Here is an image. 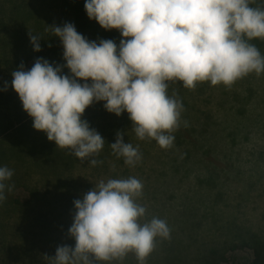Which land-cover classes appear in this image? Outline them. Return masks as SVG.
I'll use <instances>...</instances> for the list:
<instances>
[{"label":"rangeland","instance_id":"obj_1","mask_svg":"<svg viewBox=\"0 0 264 264\" xmlns=\"http://www.w3.org/2000/svg\"><path fill=\"white\" fill-rule=\"evenodd\" d=\"M252 6L264 7V0H256ZM65 23H72L89 41L113 40L119 45L122 39L118 30H105L88 17L85 0H0V167L14 173L5 181L6 198L0 202V264H54L50 259L55 258L58 247L76 246L69 232L76 214L74 201L82 200L99 181L123 179L129 172L127 164L116 165L121 157L110 146L118 132L131 143L133 123L128 113L118 117L106 111L103 102L86 109L83 117L95 120L88 123L105 143L99 154L82 161L71 149L57 147L46 133L33 127V119L12 87V73L21 66L30 70L40 58L54 67L62 66L63 74L71 76L64 67L63 44L51 28ZM30 33L41 39L40 52L34 50ZM251 43L264 55V40ZM168 92L183 104L179 127L171 134L177 136L181 129H188L189 134L196 128L200 133L207 131V146L203 144L200 149L207 162L192 168L186 177L181 175L178 188L169 190L163 199L168 206L181 209V198L192 195L199 209L193 213L190 208L195 214L190 226H197L193 234L174 236L170 232L168 238L157 237L155 244L161 243L165 251L169 247L196 250L189 255V260L195 259L193 264H198L202 253L204 257L210 249L219 251L221 247L230 259L225 264H249L252 251L245 241L264 242V73H250L231 87L202 82L187 89L182 82H169ZM91 159L97 161L95 166L90 165ZM108 163L110 167L105 170ZM138 167L147 177L154 166L151 160H143ZM208 167L214 170V182L206 178ZM154 198L153 193L142 194L137 203L147 212ZM49 208L52 213L55 209L66 212L47 228L44 223L55 219ZM164 259L146 257L143 264H165ZM90 260L91 264H141L134 252L107 261Z\"/></svg>","mask_w":264,"mask_h":264},{"label":"clouds","instance_id":"obj_2","mask_svg":"<svg viewBox=\"0 0 264 264\" xmlns=\"http://www.w3.org/2000/svg\"><path fill=\"white\" fill-rule=\"evenodd\" d=\"M256 0H85L88 17L108 31L113 40L89 41L72 23L52 26L62 42L71 76L62 66L40 58L33 67L12 73V87L33 127L47 134L57 147L71 149L80 160L99 154L105 139L82 119L93 103L103 102L109 113H128L140 140L154 139L170 148L171 133L179 127L183 104L168 92L169 82L194 89L210 82L231 87L237 80L264 73V55L251 43L264 40V7ZM36 52L41 40L30 33ZM83 81V83H81ZM89 81L91 83H89ZM117 157L131 167L142 159L139 147L118 132L110 144ZM95 166V159L89 160ZM13 171L0 167V202L5 181ZM11 191V186H8ZM143 185L135 177L101 180L82 200L69 229L74 249L61 246L54 264H91L90 257L107 261L134 252L143 264L157 237L168 238L165 221L140 223L146 208L137 203Z\"/></svg>","mask_w":264,"mask_h":264},{"label":"trees","instance_id":"obj_3","mask_svg":"<svg viewBox=\"0 0 264 264\" xmlns=\"http://www.w3.org/2000/svg\"><path fill=\"white\" fill-rule=\"evenodd\" d=\"M57 41H60L57 37ZM83 83V81H81ZM30 117V116H29ZM28 117V118H29ZM84 120H86L85 117H83ZM87 122L94 123V119L86 120ZM14 127H10L8 131L13 129ZM186 133V134H185ZM207 131L204 130V133H200L197 128L193 132V134H189L188 129L180 130L177 133V136L175 135V140L173 145L170 148L164 149L159 148L157 151H152L154 146H158V142L154 139L146 138L144 140H140L134 131H132L131 134V144L136 147H139V151L141 154L143 160H151L152 165V173L147 174L148 176H144L142 174V170L139 169L138 165L139 163L134 167H129V172L124 175L123 179H127L129 177H135L137 178L143 185V191L142 194L149 195L151 193L154 194L155 200L154 204H151V210H148L145 214V217L141 218L140 223H147L148 220H151L152 218H159L166 222L168 228L170 229V232L173 233L174 236H181L182 233L185 235L187 232L189 234H193V229L195 227L190 226V222L193 224L194 222L191 221V219L195 218V214L193 215L190 211V208L194 209L193 213H196L199 211L198 207L195 205L196 200H193L192 195L189 193L187 197L181 198V202L183 204V208L176 209L174 207H170L167 204H165V201L163 202V199L167 197V194L169 190L172 188L177 189L178 186H176V182H180L182 180V176L186 177L187 173L192 168H195L196 166H199L200 164H203L204 162H207V159L203 158L200 149L203 147V144L207 146L206 141L207 138ZM152 152V155H151ZM155 152V153H153ZM178 152V153H177ZM40 155V153H39ZM117 166H126V163L124 162V158L121 157L120 160H118ZM211 165L216 167V164L214 162H211ZM109 163L107 164V167L105 170L109 169ZM98 170V169H97ZM227 168H223V171L226 172ZM207 171V179L215 181L214 176V170L211 171V169L208 167L206 169ZM182 175V176H181ZM176 177H178V180H176ZM36 193V191H35ZM207 194L208 191H205ZM32 194H34V191H32ZM214 194V193H213ZM218 195V194H217ZM215 195V196H217ZM203 198V197H202ZM202 198H199L198 201H202ZM206 207L210 209L208 205V201H204ZM50 206V205H48ZM52 208V207H51ZM51 208L48 212H50V215L55 217V219L52 221H48L45 223V226L51 227L55 224L56 219L63 218L65 215V212L63 210L58 211V209H55L52 213ZM68 212V211H67ZM50 217V218H52ZM185 218V221L183 220ZM68 224L71 222V220H67ZM44 228V227H43ZM187 229V231H186ZM178 231L179 235H176ZM180 231V232H179ZM36 234V235H40ZM246 243L244 245L248 246L252 251V259L249 262V264H264V242L261 240H254L250 239L249 241L246 240ZM169 242H165V245H169ZM175 249H181L178 254H174L173 250ZM167 251H165L164 246H161V243L155 244L153 251L147 256L150 257L151 260H154V258H160L164 256V262L165 264H175L179 262L180 264H193L194 260H189V255L193 252L195 253L196 250H192L189 252V250H186L185 248L180 247H169L166 248ZM227 252L225 248L221 247L219 251L212 250L207 252V255L202 257V254L200 259H197L198 264H225L229 262V258H227ZM155 261V260H154ZM163 262V261H162Z\"/></svg>","mask_w":264,"mask_h":264}]
</instances>
